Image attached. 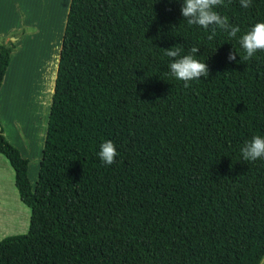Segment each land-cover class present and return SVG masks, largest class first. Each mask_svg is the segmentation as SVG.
Listing matches in <instances>:
<instances>
[{
    "label": "trees",
    "instance_id": "trees-1",
    "mask_svg": "<svg viewBox=\"0 0 264 264\" xmlns=\"http://www.w3.org/2000/svg\"><path fill=\"white\" fill-rule=\"evenodd\" d=\"M182 3L70 1L35 186L0 119V154L31 209L0 264H261L264 159L241 149L264 136V51L243 60L239 39L264 22V0H224L215 10L241 31L212 40ZM177 44L209 69L188 88L168 74ZM15 50L0 38V91Z\"/></svg>",
    "mask_w": 264,
    "mask_h": 264
},
{
    "label": "rangeland",
    "instance_id": "rangeland-1",
    "mask_svg": "<svg viewBox=\"0 0 264 264\" xmlns=\"http://www.w3.org/2000/svg\"><path fill=\"white\" fill-rule=\"evenodd\" d=\"M68 1L62 0L64 6L63 13H61L62 17L59 16L54 26L48 25L50 27L48 30L46 27L44 29L43 26L41 32L43 38L50 35L46 40L42 39V36L37 37L36 35L35 41L31 42L30 46V41L23 39L26 35L27 37L33 36L31 34L33 31L35 32V26H30L29 29L24 25L21 30L11 34L12 40L16 43L15 51L18 50L15 57L19 58H15L12 62V74L10 72L9 77L13 75V78H9L6 92L0 100V119L8 140L19 148L22 155L29 160L28 174L32 186H35L38 178L45 144L62 45L60 33L61 29L63 31L65 27ZM65 7L66 13H64ZM41 42L45 45L37 46ZM35 49H40L43 52L36 53ZM30 53L35 60L29 56ZM33 66L36 67V70L27 71L34 69ZM1 157L5 159L3 156ZM2 172L3 180L1 183L4 184L6 190L0 192V208H8L9 214L14 216V221L13 223L9 222L8 226L0 227V241L7 237L28 233L31 216L30 207L22 202L19 196L15 178L12 180L5 170ZM261 264H264V258Z\"/></svg>",
    "mask_w": 264,
    "mask_h": 264
},
{
    "label": "clouds",
    "instance_id": "clouds-1",
    "mask_svg": "<svg viewBox=\"0 0 264 264\" xmlns=\"http://www.w3.org/2000/svg\"><path fill=\"white\" fill-rule=\"evenodd\" d=\"M224 4V0H183L181 14L188 25H196L209 31L208 39L212 40L217 34V29L223 31L230 38H235L241 29L229 22L227 16H221L215 9ZM241 7L249 8L252 0H240ZM239 44L244 51L243 60H249L257 52L264 51V22H257L249 31L239 39ZM184 49L177 44L169 49H164V54L170 58L168 65L169 75L184 82V87L190 86L189 82L209 76V69L205 61L196 58L198 47H192L188 54H183ZM237 52H230L228 59L236 60ZM245 161L255 162L264 159V136H253L241 149ZM99 158L105 165L116 163L119 155L116 145L111 140L100 145Z\"/></svg>",
    "mask_w": 264,
    "mask_h": 264
},
{
    "label": "crops",
    "instance_id": "crops-1",
    "mask_svg": "<svg viewBox=\"0 0 264 264\" xmlns=\"http://www.w3.org/2000/svg\"><path fill=\"white\" fill-rule=\"evenodd\" d=\"M70 1L71 0H69L67 3V13L69 10ZM35 10L36 13H34ZM63 10H64V6L62 5V0H0V38L4 39L5 41L12 40L11 34L17 30H21V28L24 25L27 26L28 28L30 26L33 27L35 26L36 30L35 32L33 31V33L31 34L33 35L32 37L31 36L27 37V35L23 37V39L25 38L30 41V46H31V42L35 41L34 37L36 35L37 37L42 36L41 32L43 31V26L44 29L46 27L47 30L48 28H50L48 27V25L54 26L55 21L59 18V16L62 17L61 13H63L62 12ZM64 13H66V7ZM67 13L65 16V24H66ZM37 26L39 29L37 28ZM64 30L65 27L63 28V31L61 29V33H60L62 36V40H63ZM49 36H47L46 38H43L42 36V39L46 40ZM40 45L41 46L45 45V43L41 42L37 44V46L41 47ZM35 51L36 53H38L41 50L35 49ZM42 52L43 51H41V53ZM17 53L18 50L11 54L10 64L8 66L5 79L3 81L2 88L0 91V100L6 92L5 89L9 84V78L11 79L13 78V75H10L9 77V74L11 72V67L13 64L12 62H14L15 58H19V57H15ZM29 56L31 58L33 57L31 53ZM33 60H35L34 57ZM33 68L34 69H28L27 71L36 70L35 66H33ZM1 156L3 155L0 154V192H3L6 190V187L4 186V184L1 183V181L3 180L2 171L5 170L6 173L10 175L12 180L15 178V172L13 167L7 160V158L3 156L5 158L3 159ZM8 210H9L8 208L5 209L0 208V222H1L0 227L8 226L9 222L13 223L14 221V216L9 214Z\"/></svg>",
    "mask_w": 264,
    "mask_h": 264
}]
</instances>
